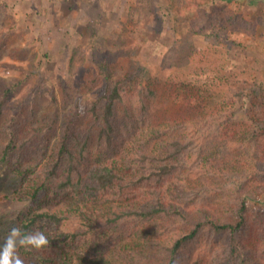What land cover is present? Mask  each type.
Wrapping results in <instances>:
<instances>
[{"label": "trees", "instance_id": "obj_1", "mask_svg": "<svg viewBox=\"0 0 264 264\" xmlns=\"http://www.w3.org/2000/svg\"><path fill=\"white\" fill-rule=\"evenodd\" d=\"M238 19L211 15L228 50L205 51L206 69L117 78L104 66L96 99L77 98L61 127L60 111L45 124L28 112L38 88L12 101L30 75L0 93V175L28 203L18 226L50 242L18 248L24 264H264V205L249 200L264 193V73L228 57L244 46ZM209 72L214 96L195 83ZM38 87L55 105L45 76ZM212 193L225 200L206 203Z\"/></svg>", "mask_w": 264, "mask_h": 264}, {"label": "rangeland", "instance_id": "obj_2", "mask_svg": "<svg viewBox=\"0 0 264 264\" xmlns=\"http://www.w3.org/2000/svg\"><path fill=\"white\" fill-rule=\"evenodd\" d=\"M263 14L264 0H0V46L4 44L0 93L30 75L12 101L38 88L28 112L33 108L38 121L45 124L60 111L61 127L62 114L77 98L86 103L96 99L95 78L104 66L119 78L138 70L187 72L190 63L197 70L206 69L205 51H210L211 59H223L228 46L216 43L211 15L239 17L238 24L230 27L231 37L246 47L229 48L228 57L247 67L257 60L256 67L264 73ZM202 27L204 32H199ZM220 73H227V68ZM208 74L195 83L210 86L214 96L220 90L219 76ZM43 76L53 88L55 105L38 87ZM17 189L12 177L0 175V244L28 208L26 201L16 198ZM206 197L209 204L225 200L223 194ZM249 200L250 210H255L264 205V193H252Z\"/></svg>", "mask_w": 264, "mask_h": 264}, {"label": "clouds", "instance_id": "obj_3", "mask_svg": "<svg viewBox=\"0 0 264 264\" xmlns=\"http://www.w3.org/2000/svg\"><path fill=\"white\" fill-rule=\"evenodd\" d=\"M49 243L48 237L40 230L25 233L19 226H13L0 244V264H24L18 248L39 252L49 246Z\"/></svg>", "mask_w": 264, "mask_h": 264}]
</instances>
